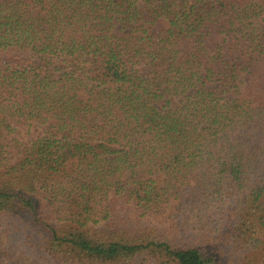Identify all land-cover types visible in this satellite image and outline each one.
Returning <instances> with one entry per match:
<instances>
[{
  "label": "trees",
  "instance_id": "16d2710c",
  "mask_svg": "<svg viewBox=\"0 0 264 264\" xmlns=\"http://www.w3.org/2000/svg\"><path fill=\"white\" fill-rule=\"evenodd\" d=\"M0 264H264V0H0Z\"/></svg>",
  "mask_w": 264,
  "mask_h": 264
}]
</instances>
